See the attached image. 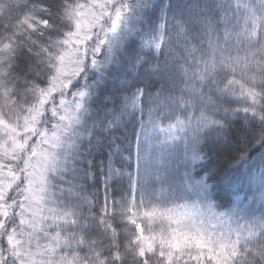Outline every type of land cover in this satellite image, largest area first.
Wrapping results in <instances>:
<instances>
[{
  "label": "snow or ice",
  "instance_id": "snow-or-ice-1",
  "mask_svg": "<svg viewBox=\"0 0 264 264\" xmlns=\"http://www.w3.org/2000/svg\"><path fill=\"white\" fill-rule=\"evenodd\" d=\"M0 264H264V0H0Z\"/></svg>",
  "mask_w": 264,
  "mask_h": 264
}]
</instances>
